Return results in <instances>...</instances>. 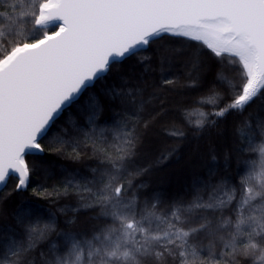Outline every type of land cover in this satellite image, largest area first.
Here are the masks:
<instances>
[{"label": "snow or ice", "instance_id": "6c2138e0", "mask_svg": "<svg viewBox=\"0 0 264 264\" xmlns=\"http://www.w3.org/2000/svg\"><path fill=\"white\" fill-rule=\"evenodd\" d=\"M0 264H264V0H0Z\"/></svg>", "mask_w": 264, "mask_h": 264}]
</instances>
